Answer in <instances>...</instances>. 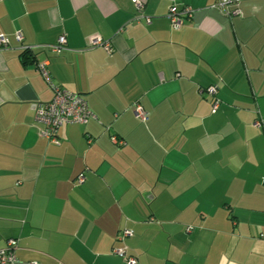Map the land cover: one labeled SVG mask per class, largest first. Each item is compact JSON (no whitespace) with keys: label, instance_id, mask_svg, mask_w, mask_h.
<instances>
[{"label":"crops","instance_id":"1","mask_svg":"<svg viewBox=\"0 0 264 264\" xmlns=\"http://www.w3.org/2000/svg\"><path fill=\"white\" fill-rule=\"evenodd\" d=\"M141 1L149 22L132 0H0V248L17 240L13 264H125L123 246L138 264H264V0L231 17L216 0ZM62 34L63 49L42 48ZM93 34L111 50L88 47ZM40 62L94 114L58 144L35 122L53 95Z\"/></svg>","mask_w":264,"mask_h":264},{"label":"built area","instance_id":"2","mask_svg":"<svg viewBox=\"0 0 264 264\" xmlns=\"http://www.w3.org/2000/svg\"><path fill=\"white\" fill-rule=\"evenodd\" d=\"M238 0H216L208 7L212 9L219 10L228 16L240 15L241 11L237 6ZM137 9V14L134 17L136 21L140 19H145L146 22L150 21V18L144 16L142 13L143 3L141 0H132ZM193 9L189 6H185L180 11L176 10L174 7L170 9L168 13V18L170 20V25L173 29H180L185 21L189 20L192 16ZM15 39L18 42L22 41V35L20 32H15ZM66 39L62 34L57 38V41L53 44L42 45L50 53H56L65 47ZM9 45V40L5 35H0V50L7 48ZM88 47L101 46L107 50H111V44L109 40H104L98 34H93L88 37ZM34 46L22 45V51H31ZM37 69L43 76L46 83L52 89V98L45 103H38L35 108V122L38 125L39 135L46 138L49 142L58 144L59 139L57 131L60 127L67 124H86L94 114L89 109L84 98L77 92H73L62 88L61 86L53 83L51 81L50 75L48 73L46 62L37 63ZM217 87L215 85H210L202 90L214 98L216 94ZM219 104V100L215 98L212 102V112H214ZM135 116L141 120H146V112L139 103L133 104ZM261 120H257L255 125L261 126ZM110 139L113 143L117 145H123L124 139L118 138L115 135H111ZM85 176L80 173L76 176L75 184L79 185L83 183ZM264 182V179H262ZM192 226H187L186 231L190 232ZM131 231L129 229H122L116 236L118 241L124 239V237L130 236ZM260 238L264 239V233H260ZM17 247V240L14 238H9L6 240L5 245L0 248V264H13L17 261L15 256V249ZM112 253L121 257L125 264H138V260L134 255H128L126 248L115 247L112 249Z\"/></svg>","mask_w":264,"mask_h":264},{"label":"trees","instance_id":"3","mask_svg":"<svg viewBox=\"0 0 264 264\" xmlns=\"http://www.w3.org/2000/svg\"><path fill=\"white\" fill-rule=\"evenodd\" d=\"M20 56H21V59L24 61L33 59L32 55L29 53V51H22L20 53ZM203 92H205V91H203ZM214 99H215V96H214V98L212 97V102Z\"/></svg>","mask_w":264,"mask_h":264}]
</instances>
